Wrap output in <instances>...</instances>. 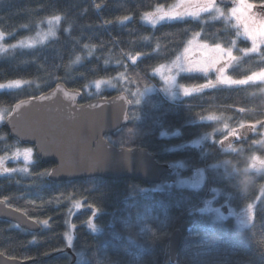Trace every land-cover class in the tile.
<instances>
[{"label": "trees", "instance_id": "1", "mask_svg": "<svg viewBox=\"0 0 264 264\" xmlns=\"http://www.w3.org/2000/svg\"><path fill=\"white\" fill-rule=\"evenodd\" d=\"M176 1L0 0V32L8 36L7 43L34 35L50 18L62 19L56 37L43 46L0 56V83H26L0 91V111L8 116L22 100L60 83L80 92L85 103L89 98L84 92L92 83L123 78L117 90L100 97L126 93L133 104L130 122L106 139L117 147L146 149L172 170L159 185L99 177L52 182L47 172L53 164L37 157L26 176L0 177V199L41 226L45 220L48 224L33 233L0 220V254L31 264H264V175L249 169L253 156L264 158V126L258 124L255 134L247 129L264 121V82L211 88L180 102H169L158 92L139 104L131 99L154 85L153 71L177 57L194 33L210 45L235 46L240 59L228 70L231 78L264 69L259 56L240 52L249 42L231 23L208 16L157 26L143 22L157 5L169 7ZM125 16L129 19L119 22ZM178 82L198 87L207 76H182ZM233 129L241 135L229 136ZM225 144H231L230 150ZM20 146L27 145L0 125V157ZM178 163L186 167L183 176L206 169L201 189L173 184ZM214 192L216 206L224 205V210L239 212L255 205L251 225L241 230L232 218L215 221L204 213ZM77 201L80 208L73 207ZM89 219L95 231L88 227ZM68 224L76 225L71 248L64 237ZM177 229L182 241L172 263L169 240Z\"/></svg>", "mask_w": 264, "mask_h": 264}, {"label": "water", "instance_id": "2", "mask_svg": "<svg viewBox=\"0 0 264 264\" xmlns=\"http://www.w3.org/2000/svg\"><path fill=\"white\" fill-rule=\"evenodd\" d=\"M217 1L222 6L232 4V0ZM81 99L80 92L69 90L60 83L45 94L16 104L11 112V123L9 116L5 119L4 127L13 139L34 146L43 163L54 164L51 171H55L49 175L52 182L99 177L134 179L147 185H158L172 173L170 166L159 163L150 151L117 147L106 139L107 135L130 122L133 104L126 93L85 103H79ZM41 146L44 152L40 151ZM0 220L19 225L28 232L38 233L42 229L40 223H32L27 214L8 206L2 199ZM181 241L182 232L177 229L169 240L172 263L177 261ZM31 263L0 254V264Z\"/></svg>", "mask_w": 264, "mask_h": 264}, {"label": "snow or ice", "instance_id": "3", "mask_svg": "<svg viewBox=\"0 0 264 264\" xmlns=\"http://www.w3.org/2000/svg\"><path fill=\"white\" fill-rule=\"evenodd\" d=\"M233 7L229 9L231 17L236 21V27L238 29V35L242 29V34L245 39L251 42V47L241 48L240 52L245 55L256 54L260 57L261 60H264V0H260L257 4L253 2V0H232ZM97 8L101 7V5H96ZM215 12L217 16L214 17L216 19L222 18L225 16V12L223 9L219 7L217 4V0H177V4L171 6L167 11L164 8V5H157V13L151 14L146 13L145 18L151 20H178L183 19L186 16H191L193 18H199L202 13ZM129 19V17L125 16L123 20L119 22L123 23L124 20ZM60 20L59 16L53 17L49 20V24L53 22H58ZM199 33H194V38L188 41V45L184 48V60L187 62V71H199L205 74H208L211 71H215L219 75L217 76V80L220 84L224 85H247L249 82L260 81L264 82V69H261L258 72H253L251 75L246 76L243 79H233L230 76H226V70L231 66L232 62L236 61L238 57L234 55L233 47H223L220 43L208 44L206 42L197 43L195 37H198ZM5 34L0 32V41L4 39ZM20 46H25V42L20 41ZM12 47H15L13 45ZM4 45L0 44V51H4ZM199 52V57L196 58L190 53ZM79 59V58H78ZM179 61V57L177 58ZM178 67L181 70L184 69L183 64H178ZM170 79V78H169ZM24 83L21 80H13L8 84H0V89L4 88H19L21 84ZM101 81L96 82V87L99 88L101 85ZM107 83V82H105ZM214 87L215 85L211 80L208 81L206 85L202 87ZM67 95V93H65ZM184 95H189V90L187 88L184 89ZM139 104V99L135 101ZM131 103V101H129ZM241 112L244 111L243 108L240 109ZM5 113L0 111V123L4 121ZM13 117L11 113L9 114V122H12ZM209 120L216 119L214 116L208 117ZM264 126V121L257 120L255 123L247 125V129L249 131L255 132L257 125ZM15 128V125H13ZM241 128H244L245 125L241 124ZM241 133L233 129L229 132V136L239 137ZM227 139V137H225ZM223 143V141H221ZM235 150V149H233ZM41 152H44L45 149L41 146ZM23 158L25 164H29L33 162V149L32 148H24L17 149L12 159L19 160ZM4 158L0 157V168L3 167ZM249 168L252 172L264 175V159H260L259 157H252V162L249 163ZM22 171H26L27 169H21ZM4 172H12L16 171V169L3 168ZM55 170L47 172V175H52ZM73 207L80 208V202L77 201ZM88 207H92V205H88ZM253 210V205L248 204L245 216L248 219H251L249 215ZM71 211V210H70ZM23 214V213H22ZM32 223H39V221L33 220L29 217ZM45 225L48 224V221H43ZM87 225L92 231L96 230V225L93 222V219H89L87 221ZM19 227V225H16ZM76 228L75 224H69L68 231L64 233V237L67 241V247H71L73 243V233L72 229ZM14 259V257H11Z\"/></svg>", "mask_w": 264, "mask_h": 264}, {"label": "rangeland", "instance_id": "4", "mask_svg": "<svg viewBox=\"0 0 264 264\" xmlns=\"http://www.w3.org/2000/svg\"><path fill=\"white\" fill-rule=\"evenodd\" d=\"M176 4H177V1L173 5H176ZM217 4H218V1H217ZM173 5H171V6H173ZM218 5L221 9L224 10V12H225L224 17L216 19L214 17L217 16V13L209 12V13H202L199 18H201L202 16H208L209 20H211V21H220V20L225 21V22L231 23L232 26L235 29H237L236 21L231 17V14L229 12V9H231L233 7V2L230 6H222L220 4H218ZM171 6L164 7V8L167 11ZM149 13H151V14L157 13V7ZM199 18H193L191 16H186L183 19H178V20L199 19ZM50 19H52V18H50ZM48 21H45L44 23H42L34 35L23 38V39L18 40L14 43H7L8 36L5 35L4 39L2 41H0V44H3L4 49H5L4 51H0V56L3 55L5 52L12 50V49H34V48H38L40 46H43L45 43L52 40L53 38H55L57 35V31L59 29V26L61 24L62 19L60 17V20L58 22H53L52 24H49ZM170 21H175V20H159V19H156V20H151V22H150V19L145 18V15L143 17V22L147 25H150V26H157V25H160V24H163L166 22H170ZM239 36H241V37L243 36L242 29L240 30ZM195 39H196L197 43L202 42L201 39L199 38V36L195 37ZM22 40L25 42V46H23V47L20 46V41H22ZM248 42H249V47H251V42L249 40H248ZM13 45H15V47H12ZM187 45H188V43H187ZM234 49H235V46L233 47V52H234ZM242 54L244 56H246L244 53H242ZM190 55L198 58L199 52L197 51L194 53H190ZM234 55H235V53H234ZM249 55H253V54H249ZM178 57L180 58L179 61L177 59ZM239 59L240 58L238 57V59L236 61L232 62L231 66L225 72L226 76H229L228 70L232 66L236 65ZM178 64H183L185 70H181V68L178 67ZM187 67H188V65H187V62L184 60V50H183L171 62H169L165 65L159 66L158 68H156L155 71H153V73H152V76H153L152 80L154 82L153 86L146 88V89H143L142 91H138L136 94H134L135 97L134 98L131 97V99L133 101L134 100L136 101L137 99H139V101L142 102V101H145V99L148 96H151V94H153L154 92H158L165 100H167L169 102H180L183 99L190 97L191 95L197 94V93H199L201 91H205L207 89L216 88V87H229V85L220 84L218 82L217 76L219 74L216 73L214 70L209 72L208 74H205V73L199 72V71H191V72L187 71L186 70ZM195 74L201 75V76H207V82L198 86V87H190V88L184 87V86L179 84V82H178L179 77L187 76V75L190 76V75H195ZM209 80H211L215 86L214 87H212V86L202 87L203 85H206ZM118 81L122 83L123 78H115V79H112V81L111 80L108 81L107 83H105V81H101L102 83H101L99 88L96 87V82H94L84 92L85 97L89 98V100H91V99H94V97H96V96H99V97L102 96V93L104 91H115V90H117V87H118ZM253 82H260V81H253ZM249 83H251V82H249ZM25 85H26V83H22L19 88H4V89H0V91L20 89ZM231 86H233V85H231ZM185 88H187L189 90V95H187V96L184 95V89ZM2 111L5 113V118H4V121L2 123H0V125H4L5 119L9 116V115L7 116L5 110H2ZM255 133H256V131L253 132V134H255ZM261 134L263 135V139H264V131H262ZM204 142H205V139L202 142L198 141L197 144L204 143ZM230 145L231 144H225L224 147L226 149L230 150ZM29 146L30 145L23 146V147H21V146L16 147L14 149V151H12L11 153H8L7 155L2 156L4 158V164H3V167L0 168V177L26 176L29 173L28 172L29 166L34 164L37 161L36 160L37 159L36 150H34L33 147H29ZM24 148H32L33 149V162L32 163L25 164L22 157L19 160L11 158L13 156V153L17 149H24ZM260 159H262V158H260ZM3 168L16 169V171L4 172ZM21 169H27V170L22 171ZM185 170H186L185 165H183L181 163L176 164V166H175L176 178H175V182L173 184L179 188L201 189V187L203 186L204 181L206 179V169L205 168L197 169V170L193 171L191 175L183 176V174L186 175L184 172ZM166 184H169V182H166ZM214 193H216V192H214ZM216 199H217V193L214 195V198L208 199L205 202L204 207H203L204 213L210 214L215 221H223V220L232 218L235 221L238 228L241 230H243V229L247 228L249 225H251V223L253 222V219H254L255 205H253V210L249 214L251 216V219H248V221H247V217L245 216V212H246L247 208H245L239 212H236L233 210H227V212H225L224 207H226V206H224V205L223 206H216V204H215ZM43 226H46V225H43ZM68 228H69V224H68ZM68 228H67V231H68ZM72 233L74 236V229H72Z\"/></svg>", "mask_w": 264, "mask_h": 264}, {"label": "clouds", "instance_id": "5", "mask_svg": "<svg viewBox=\"0 0 264 264\" xmlns=\"http://www.w3.org/2000/svg\"><path fill=\"white\" fill-rule=\"evenodd\" d=\"M20 143V142H19ZM21 144V143H20ZM26 145V144H25ZM31 146V145H30ZM34 147V146H33ZM38 157V156H37ZM39 158V157H38ZM41 160V159H40ZM54 165V164H53ZM89 179H91V178H89ZM83 180V179H82Z\"/></svg>", "mask_w": 264, "mask_h": 264}, {"label": "flooded vegetation", "instance_id": "6", "mask_svg": "<svg viewBox=\"0 0 264 264\" xmlns=\"http://www.w3.org/2000/svg\"><path fill=\"white\" fill-rule=\"evenodd\" d=\"M179 78H180V77H179ZM81 100H82V99H81ZM79 103H82V102L80 101ZM53 166H54V165H53ZM53 166H52V167H53ZM165 177H166V176H165ZM165 177H164V178H165ZM164 178H163V180H164Z\"/></svg>", "mask_w": 264, "mask_h": 264}]
</instances>
